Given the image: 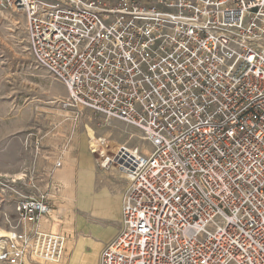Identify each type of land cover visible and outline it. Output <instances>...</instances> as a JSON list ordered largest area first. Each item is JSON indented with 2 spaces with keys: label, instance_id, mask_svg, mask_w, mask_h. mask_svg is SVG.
<instances>
[{
  "label": "built area",
  "instance_id": "obj_1",
  "mask_svg": "<svg viewBox=\"0 0 264 264\" xmlns=\"http://www.w3.org/2000/svg\"><path fill=\"white\" fill-rule=\"evenodd\" d=\"M63 106L137 129L151 151H89L126 177L99 264H264V0H0ZM24 180V179H22ZM0 264L62 263L44 195L15 204Z\"/></svg>",
  "mask_w": 264,
  "mask_h": 264
},
{
  "label": "rangeland",
  "instance_id": "obj_2",
  "mask_svg": "<svg viewBox=\"0 0 264 264\" xmlns=\"http://www.w3.org/2000/svg\"><path fill=\"white\" fill-rule=\"evenodd\" d=\"M25 25L22 14L0 5V230L6 232L17 223L16 202L41 191L42 171L34 162L42 151L56 149L55 142L61 149L66 142L75 146L78 138L81 151L88 149L85 142L87 146L92 135L104 138L111 147H138L149 154L137 129L104 121L89 110L77 115L63 106L66 90L48 79L29 54ZM25 161L30 166L27 171L20 169Z\"/></svg>",
  "mask_w": 264,
  "mask_h": 264
},
{
  "label": "crops",
  "instance_id": "obj_3",
  "mask_svg": "<svg viewBox=\"0 0 264 264\" xmlns=\"http://www.w3.org/2000/svg\"><path fill=\"white\" fill-rule=\"evenodd\" d=\"M57 147L42 151L34 162L42 171L38 196L51 207L45 227L67 237V254L59 264H99L101 252L121 231L126 177L113 168L99 169L97 156L80 151L78 138L75 146ZM29 168L27 161L21 163L20 169Z\"/></svg>",
  "mask_w": 264,
  "mask_h": 264
},
{
  "label": "bare ground",
  "instance_id": "obj_4",
  "mask_svg": "<svg viewBox=\"0 0 264 264\" xmlns=\"http://www.w3.org/2000/svg\"><path fill=\"white\" fill-rule=\"evenodd\" d=\"M58 102V101H57ZM56 103V102H55ZM62 104L64 103V101H62L61 102ZM53 104V103H52ZM90 138L92 139V142H91V144L92 143H94L95 142V140H96V138L94 137V136H92V135H90V137H88L87 138V148H88V151H89V145H90ZM101 139H103L104 140V145L105 146H110L111 147V143L110 142H108L107 140H105L104 138H101ZM148 145V144H147ZM117 146H119V145H116V146H113L112 148H114V147H117ZM149 146V145H148ZM148 150L149 151H151V148H150V146H149V148H148ZM90 152V151H89ZM91 153V152H90ZM18 178H17V180L18 181H20L21 180V175L20 174H18V175H16ZM16 178V177H15ZM7 236V233H6V231H3V230H0V239H2V238H5ZM42 263H44V262H42ZM53 264H59L58 262H55V263H53Z\"/></svg>",
  "mask_w": 264,
  "mask_h": 264
}]
</instances>
